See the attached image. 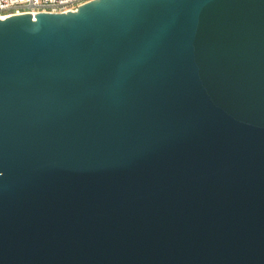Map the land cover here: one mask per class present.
<instances>
[{
    "label": "water",
    "instance_id": "obj_1",
    "mask_svg": "<svg viewBox=\"0 0 264 264\" xmlns=\"http://www.w3.org/2000/svg\"><path fill=\"white\" fill-rule=\"evenodd\" d=\"M0 264H264V0L0 18Z\"/></svg>",
    "mask_w": 264,
    "mask_h": 264
},
{
    "label": "built area",
    "instance_id": "obj_2",
    "mask_svg": "<svg viewBox=\"0 0 264 264\" xmlns=\"http://www.w3.org/2000/svg\"><path fill=\"white\" fill-rule=\"evenodd\" d=\"M92 0H0V18L11 15L39 12H69L76 11L81 5Z\"/></svg>",
    "mask_w": 264,
    "mask_h": 264
}]
</instances>
